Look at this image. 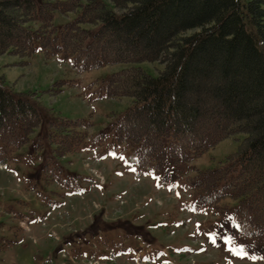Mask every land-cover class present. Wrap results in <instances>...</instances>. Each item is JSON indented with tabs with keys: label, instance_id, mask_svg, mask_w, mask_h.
<instances>
[{
	"label": "trees",
	"instance_id": "16d2710c",
	"mask_svg": "<svg viewBox=\"0 0 264 264\" xmlns=\"http://www.w3.org/2000/svg\"><path fill=\"white\" fill-rule=\"evenodd\" d=\"M110 1L0 0V52L32 57L39 42L47 55L61 48L84 70L125 64L105 84L106 97L132 98L114 122L117 142L167 181L197 170L188 179L192 190L214 193L216 203L234 201L228 214L264 257V0ZM56 11L78 13L62 27L59 43ZM143 62L162 68L152 75ZM211 78L226 84L208 87ZM39 122L38 101L0 79V142L21 146ZM239 134L237 151L220 167L193 165Z\"/></svg>",
	"mask_w": 264,
	"mask_h": 264
},
{
	"label": "rangeland",
	"instance_id": "374dc122",
	"mask_svg": "<svg viewBox=\"0 0 264 264\" xmlns=\"http://www.w3.org/2000/svg\"><path fill=\"white\" fill-rule=\"evenodd\" d=\"M77 16L55 12L58 43L62 27ZM36 47L32 57L0 52V79L38 101L40 115L21 146L0 142V264H264L227 212L234 201L216 203L214 193L191 189L197 170L169 182L117 142L114 122L132 98L106 97L105 84L125 64L84 70L61 48L47 55ZM140 65L152 75L162 68ZM237 138L223 139L194 166L220 167L243 135Z\"/></svg>",
	"mask_w": 264,
	"mask_h": 264
}]
</instances>
